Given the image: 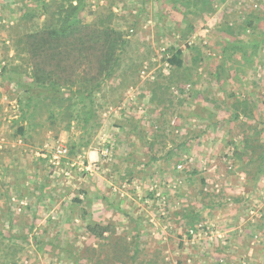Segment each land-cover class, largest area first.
<instances>
[{"label":"rangeland","instance_id":"374dc122","mask_svg":"<svg viewBox=\"0 0 264 264\" xmlns=\"http://www.w3.org/2000/svg\"><path fill=\"white\" fill-rule=\"evenodd\" d=\"M212 1L215 11L193 17L182 40L178 3L86 0L82 21L109 9L128 44L85 129L66 132L58 118L51 127L45 112L27 127L22 78L0 75V264H264V167L257 183L246 171L264 154V18L242 25L250 10L264 14V0L257 9L252 0ZM40 2L0 1V74L22 62L11 28H23L21 12ZM233 43L246 48L248 65L228 51ZM176 48L185 67L199 52L193 84L182 69L171 73ZM245 97L253 115L236 118L231 105ZM94 224L108 228L101 239L88 230Z\"/></svg>","mask_w":264,"mask_h":264},{"label":"trees","instance_id":"16d2710c","mask_svg":"<svg viewBox=\"0 0 264 264\" xmlns=\"http://www.w3.org/2000/svg\"><path fill=\"white\" fill-rule=\"evenodd\" d=\"M167 1L171 5L178 3L182 7V23L184 24L182 40H186L194 30L193 17L201 18L215 11L212 0ZM217 1L219 4L224 2V0ZM260 2L261 0H252L250 4H255L257 9ZM85 5L86 0H41L38 11L25 7L27 10L21 12L19 21L23 22V28L15 34V28H11L14 35L11 40L22 62L8 68L3 67L0 75L8 72V81L14 80L16 76L22 78L17 81L24 93L18 100L22 112L20 120L25 121L29 128L40 125L36 114L43 112L48 114V119L52 120L51 127L56 122L53 120L58 118L63 124L62 129L66 132L79 123L82 124V129H85L90 122L95 124L93 110L95 96L102 92L103 84L111 80L120 68L121 55L125 51L128 40L124 32L111 25L114 14L109 9L107 14H97L98 18L95 22L84 23L81 13ZM250 12V18L244 19L242 24L246 29L254 28V20L260 21L264 18V14L256 10L252 9ZM40 16H43L42 22L34 23L35 18ZM226 17L223 13L220 15L222 24L226 23L223 20ZM233 29L234 26L228 28L227 33L231 36L234 33ZM226 47L232 53L239 51L248 65L249 60L243 45L233 43L227 44ZM170 52L166 61L173 69L171 73L182 69V79H189L193 84L190 74L195 69L194 65L200 61L199 52L192 58L191 67L184 66L183 51L176 48ZM226 52L227 48H223L224 60L214 69L215 79L218 81L217 75L223 71L224 61L229 59L226 57ZM20 65L22 67L25 65L23 71L19 69ZM240 73L243 74V70H240L238 76ZM249 100V97H245L242 101L236 100L231 105L234 110H239L236 118L239 114L245 118L252 117L256 103L250 104ZM15 135L24 139L26 127L19 126ZM246 139L249 137L246 136ZM242 143L247 150H255L252 141L245 140ZM235 155L238 156L237 153ZM150 160L153 161L154 157ZM251 163L254 166L252 165L253 167L246 171L247 174L252 175L253 182L257 183L263 173L264 154L250 157L247 164ZM125 177V174L119 176L118 181H123ZM188 216L191 224L197 217ZM88 230L101 239L108 228L94 224L88 226ZM111 246L117 249L116 244ZM120 262L126 264L125 261Z\"/></svg>","mask_w":264,"mask_h":264},{"label":"built area","instance_id":"2783aa9c","mask_svg":"<svg viewBox=\"0 0 264 264\" xmlns=\"http://www.w3.org/2000/svg\"><path fill=\"white\" fill-rule=\"evenodd\" d=\"M56 150H59L58 152L62 153L63 151L62 150H65L64 148L58 146V148ZM62 151V152H61Z\"/></svg>","mask_w":264,"mask_h":264}]
</instances>
